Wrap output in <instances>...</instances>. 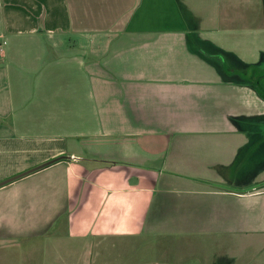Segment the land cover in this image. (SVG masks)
<instances>
[{
    "label": "crops",
    "instance_id": "obj_1",
    "mask_svg": "<svg viewBox=\"0 0 264 264\" xmlns=\"http://www.w3.org/2000/svg\"><path fill=\"white\" fill-rule=\"evenodd\" d=\"M0 44V264H115L146 203L264 232V0H0Z\"/></svg>",
    "mask_w": 264,
    "mask_h": 264
},
{
    "label": "rangeland",
    "instance_id": "obj_2",
    "mask_svg": "<svg viewBox=\"0 0 264 264\" xmlns=\"http://www.w3.org/2000/svg\"><path fill=\"white\" fill-rule=\"evenodd\" d=\"M228 67L243 73L240 65L230 63ZM261 120L264 121V118ZM249 156L248 159H244L240 154L239 160L234 162L236 168L234 177L236 179L239 176L233 182L234 190H244L246 183L251 181L250 175L264 167L261 166L264 160H258L260 154L252 153ZM162 204L146 203L143 209L139 205L136 220L133 222L134 227L120 232L119 246L116 245L113 254H109L107 249L106 260H114L115 264H264V239L256 238L264 236V232L250 231L247 236L248 242L244 244L234 239L233 246L226 252L224 240L215 241L216 239L207 235L200 238L193 234L194 229L188 228V223L182 224V227L173 223L174 219H177L173 217L175 215L173 205L178 204L180 207L188 203H166L164 206H168V209H163ZM256 205V208H262L258 203ZM146 210L148 211L143 223L141 215H145ZM177 227L182 229L177 230ZM251 238L254 239L249 241ZM231 252L233 255H230ZM24 257L27 260L33 256L27 254Z\"/></svg>",
    "mask_w": 264,
    "mask_h": 264
},
{
    "label": "water",
    "instance_id": "obj_3",
    "mask_svg": "<svg viewBox=\"0 0 264 264\" xmlns=\"http://www.w3.org/2000/svg\"><path fill=\"white\" fill-rule=\"evenodd\" d=\"M34 169H35V168H34ZM34 169H31L30 171H32V170H34ZM30 171H26V172L28 173V172H30ZM23 174H24V173H21V175H23ZM17 177H19V176H15V177H13V179H14V178H17ZM10 180H12V179H10Z\"/></svg>",
    "mask_w": 264,
    "mask_h": 264
},
{
    "label": "built area",
    "instance_id": "obj_4",
    "mask_svg": "<svg viewBox=\"0 0 264 264\" xmlns=\"http://www.w3.org/2000/svg\"><path fill=\"white\" fill-rule=\"evenodd\" d=\"M2 51V47H1V44H0V52Z\"/></svg>",
    "mask_w": 264,
    "mask_h": 264
}]
</instances>
